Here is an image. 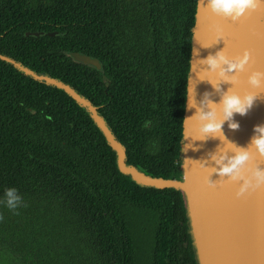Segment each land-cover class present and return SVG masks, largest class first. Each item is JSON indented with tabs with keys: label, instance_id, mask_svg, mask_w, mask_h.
<instances>
[{
	"label": "trees",
	"instance_id": "16d2710c",
	"mask_svg": "<svg viewBox=\"0 0 264 264\" xmlns=\"http://www.w3.org/2000/svg\"><path fill=\"white\" fill-rule=\"evenodd\" d=\"M196 10L197 0H0V54L84 95L128 164L174 178ZM6 188L67 211L85 235L78 264H196L182 194L122 174L87 107L0 59V199Z\"/></svg>",
	"mask_w": 264,
	"mask_h": 264
},
{
	"label": "water",
	"instance_id": "95a60500",
	"mask_svg": "<svg viewBox=\"0 0 264 264\" xmlns=\"http://www.w3.org/2000/svg\"><path fill=\"white\" fill-rule=\"evenodd\" d=\"M206 4L207 0H197L187 84L189 95L185 102L178 163L181 174L174 178L152 176L128 164L124 145L99 114V107L91 104L84 95L58 78L38 75L1 54L0 59L14 63L25 75L65 90L81 107H87L114 150L122 174L139 186L176 189L182 194L196 264H264V185L237 196L242 181L232 182L227 176L217 174L221 165L240 149H246L250 154L246 168L264 169V156L251 145L254 128L264 125V78L258 87L248 83L252 72L264 73V4L246 11L236 21L214 15ZM26 35L57 36L58 32H27ZM218 51H223L230 59L242 56L245 51L249 53L243 71L225 73L229 77L235 76L236 82L222 80L217 75L218 70L210 71L202 62ZM68 54L78 63L102 70L101 61L93 56L82 52ZM229 92L241 97L252 94L255 99L244 115L234 113L231 120H224L219 133L201 134L200 122L191 118L198 109L208 111L211 105L215 107L217 118L223 119L220 101ZM233 122L238 125L236 129L228 126Z\"/></svg>",
	"mask_w": 264,
	"mask_h": 264
},
{
	"label": "clouds",
	"instance_id": "9594fccd",
	"mask_svg": "<svg viewBox=\"0 0 264 264\" xmlns=\"http://www.w3.org/2000/svg\"><path fill=\"white\" fill-rule=\"evenodd\" d=\"M259 4H264V0H207L206 6L214 15L236 21L245 14L246 11L256 9ZM217 31H219V29H217ZM248 60L249 53L247 51H245L242 56L231 59L226 56L223 51H218L215 55L206 57L202 62L208 65L210 71L218 70L217 75L222 80L236 82L237 78L235 76L229 77L226 76L225 73L233 72L234 70L236 72L243 71ZM262 78H264V73L254 71L248 76V83L253 87H258L261 84ZM185 92V98H187L189 95V89L187 87H185ZM254 99L255 97L252 94L241 97L235 93L229 92L224 94L220 101L223 119L217 118L215 107L211 105L208 111L198 109L191 119L200 122L199 132L201 134L219 133L224 120H231L234 113L244 115L251 107ZM228 126L231 129H236L238 127L235 122L229 123ZM254 133L255 135L251 140V145L259 155L264 156V125L256 126L254 128ZM220 159L223 160L224 157L221 156ZM249 159L250 154L248 150H237L235 155L230 157L228 162L221 165L217 170L218 175L227 176L229 181H242L236 193L237 196H240L249 189H255L264 185V169L246 168V162ZM219 162L218 160L217 163ZM209 186H212L210 182ZM0 203H3L10 211L15 212V210L21 206L22 198L18 194L16 188H6L3 198L0 199Z\"/></svg>",
	"mask_w": 264,
	"mask_h": 264
},
{
	"label": "flooded vegetation",
	"instance_id": "af4514ba",
	"mask_svg": "<svg viewBox=\"0 0 264 264\" xmlns=\"http://www.w3.org/2000/svg\"><path fill=\"white\" fill-rule=\"evenodd\" d=\"M26 200L22 199L21 206L15 212L0 203V264H59L66 252L63 246L62 252H58L59 256L63 254L62 257L55 256L58 251L56 237L51 236L49 227L56 229L58 234L63 225L71 226L74 221L60 207L51 206L44 213L43 204L29 205ZM36 220H39V224H36ZM79 234L81 243L78 249L83 255L85 235L81 228ZM43 235L45 237L42 238Z\"/></svg>",
	"mask_w": 264,
	"mask_h": 264
},
{
	"label": "rangeland",
	"instance_id": "374dc122",
	"mask_svg": "<svg viewBox=\"0 0 264 264\" xmlns=\"http://www.w3.org/2000/svg\"><path fill=\"white\" fill-rule=\"evenodd\" d=\"M53 220H55V213L53 214ZM50 221L52 222V220H50ZM49 231H52L51 236H53L54 238L56 237L55 240L57 243L58 251L55 254V256L62 257L63 254H61L59 256L58 252H62L63 246H64V249L66 252L63 255L64 256L63 259L60 260L59 264H71L72 263L71 261H73L72 258H77L80 254V251L78 248H79L80 241H81V235L79 233H75V232L73 233L71 231L70 225H68V226L63 225L62 231L58 232V234H57V230L54 229L53 227H49ZM67 247H69V248H67ZM87 258H88V256L86 257V260H87ZM77 259H79V258H77ZM82 261H84V260H82ZM83 263H85V262H83ZM73 264H78V263H77V261H75V262L73 261Z\"/></svg>",
	"mask_w": 264,
	"mask_h": 264
}]
</instances>
